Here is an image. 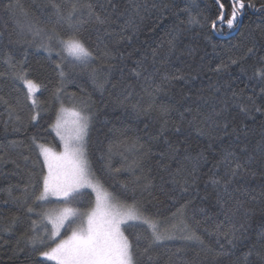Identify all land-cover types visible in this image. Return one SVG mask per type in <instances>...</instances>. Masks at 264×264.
<instances>
[{"label": "trees", "instance_id": "obj_1", "mask_svg": "<svg viewBox=\"0 0 264 264\" xmlns=\"http://www.w3.org/2000/svg\"><path fill=\"white\" fill-rule=\"evenodd\" d=\"M7 2L0 0V33L3 34L0 46H8L16 61H24L26 57L28 79L35 81L38 90L32 96L36 100L33 108L32 98L26 96L27 89L22 81L11 76L0 77V156H3L0 161V264H56L41 257L31 247H25L22 237L26 232L32 235L28 231L32 226L30 221H36L42 237L45 236L43 221L38 216H30L7 193L11 188L14 195H19L16 188H23L29 179L28 173L39 172V166L33 163L37 160V149L32 138L35 136L38 143L58 149L60 138L51 127L58 110L66 104L81 108L84 103L94 114L88 152L97 175L104 166L119 168L121 171L114 179L135 189V199L142 202L146 214L160 224L162 230L168 229L169 233L179 235L177 230L186 226L185 234L194 230L203 237V244L162 241L159 246H154V264H243V254L253 246L254 252L264 253V158L257 150V145L264 139V94L260 93V87L264 85L258 83L259 77L250 79L253 70L259 68L256 61L264 57V33L254 30L257 25H264V14L249 9L240 17L238 25L231 29L225 26L223 31H218L208 27L206 21H202L204 27L189 24L188 13L183 11L190 7L194 16L199 13L215 18L214 0H78L81 4L92 3L97 11L104 12L115 22L107 28L112 34H106L103 29L97 31L91 24L81 29L84 40L96 53H111L110 57L100 55L98 60L82 68L73 63L74 59L67 53L58 55L59 46L53 43L49 47L45 37L19 35L18 25L28 20L52 27V10L44 7L47 0H20L27 17L20 10L14 14L6 11L3 4ZM58 2L66 5L70 0ZM137 5L141 6L139 13L134 11ZM127 20L133 21V27L125 24ZM122 26L124 31H121ZM57 31L66 38L63 28ZM173 37L174 43L170 45ZM9 39L13 42L26 39L31 43L9 45ZM248 48H253L254 53L248 54ZM153 49L159 52L155 63L151 56ZM230 56L238 60L244 57V60L230 65L225 74L210 71ZM137 61H143L147 68L140 77L132 72L137 68ZM157 68L159 72H155ZM8 72L9 69L0 62V73ZM93 72L103 88L93 83ZM165 74H182L186 78L165 83L162 91L153 92L161 85ZM61 79L62 104L52 100L53 93L61 86ZM226 81L231 88L245 89L246 95H254L256 105L262 109L253 113L254 118H245L235 106L229 109L225 114L229 119L235 118L236 125L241 121L247 125L246 130L238 133V138L237 135L218 138L210 121L205 119L213 108H219V100L230 95L227 87H221L219 92L215 90ZM129 92L132 95L126 100ZM73 94L74 99L70 100L69 96ZM137 102L144 107L152 103L155 109L160 105L172 109L163 136L158 135L159 111L154 110L137 119L131 108ZM186 108L192 111L185 112ZM179 112H184L183 121ZM36 113L39 116L32 121L31 117ZM194 116L198 118L193 120ZM189 121L193 123L190 125ZM173 124L180 127L179 132ZM197 127L205 134L197 131ZM165 137L176 151L169 150L164 143ZM245 148L247 152H242ZM226 151H234L241 160L252 155L253 162L246 165L248 171L230 177L229 167L223 163ZM24 157L30 159L26 161ZM190 173H194L195 183L190 181L184 185V177ZM36 179L34 175L32 182ZM173 179L179 183L174 184ZM213 179H222L227 185L224 182L213 184ZM182 186L187 187L186 192H180ZM109 190H118V185ZM93 200L91 190H86L83 206L91 207ZM127 202L132 203L131 200ZM183 204L187 207L181 210ZM56 206L55 203L43 205L37 211ZM240 223L246 225L247 233L235 249L222 238L217 243V230L224 232L233 225L239 227ZM10 226V232L4 231ZM65 233L63 230L58 239ZM125 234L130 239L133 234L139 236L143 249L147 235L144 228H126ZM18 241L23 251L17 250ZM177 248L184 251L173 255ZM249 260L251 264H260L255 254Z\"/></svg>", "mask_w": 264, "mask_h": 264}, {"label": "snow or ice", "instance_id": "obj_2", "mask_svg": "<svg viewBox=\"0 0 264 264\" xmlns=\"http://www.w3.org/2000/svg\"><path fill=\"white\" fill-rule=\"evenodd\" d=\"M214 3L216 6L215 18L203 16L199 13L194 16L190 7L183 9L184 12L188 13V23L204 27L205 24L202 21H206L207 26L211 29L223 31L225 26L231 29L238 25L240 17L249 9L264 14V0H214ZM3 7L10 13L14 14L17 10H20L25 17L28 16V13L23 10L20 0H8L7 3L3 4ZM44 7H50L52 10V17L50 18L52 27L49 28L47 24L39 21L32 22L28 20L27 23L18 25L19 35L23 36L24 33H27L33 38L45 37L49 47L53 43L59 46L60 53L58 55L62 56L67 51L71 57H74L73 63L79 64L82 68L98 60L100 55L111 56L109 52L96 53L82 36L81 29L89 24L93 25L97 31L103 29L106 34H112L107 32V28L115 22L110 21L109 16L104 12L97 11L92 3L81 4L78 0L77 2H71L70 0L65 5L58 2V0H47ZM101 7L103 6L101 5ZM140 7V5H137L134 11L139 13ZM125 24L128 27H133L132 20L125 21ZM58 28L64 29L66 38L65 35H61L57 31ZM254 30L264 33V25H257V29ZM121 31H124L123 26ZM2 36L3 34L0 33V39H2ZM174 40L175 37L169 41V44L172 45ZM12 43L29 44L31 41L17 39L13 42L9 39V45ZM247 53L253 54V48H248ZM158 55L157 49L151 51L153 63H155ZM243 60L244 57L238 60L230 56L227 61H221L210 71L217 75L225 74L228 72L230 65ZM0 62H3L9 69L8 73H0V77L8 78V76H11L22 81L27 89L26 96L32 98L33 93L38 90V85L32 79H28L29 70L26 65V57L24 61H16L12 52L8 50V46H0ZM136 64L137 68L132 69V72L135 76L140 77L142 72H147V68L144 66L143 61H137ZM256 64L259 65V68L253 70L250 79L259 77L258 83L264 85V57L257 60ZM57 67L60 66L57 65ZM137 69H140V71ZM241 70L247 71L244 68ZM155 72H159V69H155ZM60 75L63 78L64 73L62 70ZM92 77L93 83L97 87L103 88L102 83H97L94 72ZM185 78L182 74H165L162 77L161 85H157L153 92L162 91V85L165 83ZM147 79L148 77H145V80ZM221 87H227L230 95L226 94L223 99L219 100V108H213L205 119L210 121V127L216 130L218 138L229 135H237L238 138V133L246 130L247 125L243 124V121L240 122V125H236L235 118L229 119L225 115L229 112V109L233 106L239 108V112L245 118H254L253 113L261 112L262 109L256 105L254 95H246L245 89H233L226 81L223 86H217L215 90L219 92ZM260 93L264 94V86L260 87ZM61 95H63L62 79L61 86L52 95L53 102L62 104ZM131 95L132 93L129 92L125 99H129ZM148 95L151 96L152 93H148ZM69 99H74V94L70 95ZM2 102L7 104V101ZM31 106L36 107L34 98L31 99ZM131 108L137 119L142 115L146 116L154 110H158L161 119L158 135H164L169 124L167 117L171 114V108L160 105L158 109H155L152 103L144 107L139 102L132 104ZM184 111L191 112L192 109L186 108ZM178 114L183 121L184 112ZM38 116L39 113H36L31 117V120H37ZM69 116L72 118L73 132L71 136H65L62 132L69 122ZM93 117L94 114L86 103L82 104L80 109L68 110L61 106L51 127L55 129L60 141H62V151H56L46 144L38 143L35 136L32 138V143L37 149V160L33 163L39 166V172L38 174L28 173L29 179L23 188H16L19 195H14L11 188L7 193L9 198L26 209L30 216H38L43 221L45 231L43 237L39 234L40 229L37 228L36 221H30L32 226L28 231L32 235H28L26 232L22 237L25 247H31L34 251H38L41 257L55 261L56 264H154L152 255L154 246H159L162 241L182 240L203 244V237L198 235L196 231L190 230L188 234H185L186 226L177 230L180 232L179 235L169 233L168 229L162 230L161 225L146 214L142 202L135 199V189L129 188L126 183L114 179V175L121 171L119 168L111 169L110 166H104L100 174L97 175L93 170L88 152ZM197 118L198 116H194L193 120ZM188 123L191 125L193 121ZM144 127L147 129L149 125L146 123ZM173 127L176 132L180 131L179 126L173 124ZM13 130L16 131L17 129ZM197 131L201 132L202 135L205 134L202 128L197 127ZM12 143L15 144L16 142ZM164 143L168 145L169 150L176 151L166 137ZM257 150L264 158V139L257 145ZM241 151L247 152V148ZM161 155L163 156V153ZM24 159L27 161L30 158L24 157ZM253 159L252 155H247L245 159L241 160L234 151H226L223 163L229 167L230 177H235L238 173L247 172L246 165H250ZM2 160L3 156H0V161ZM177 174H179V169ZM34 175L37 176L35 183L32 182ZM190 181L195 183L194 173L184 177V185H188ZM221 182H224L225 186L227 185V182L222 181V179L212 180L213 184H220ZM173 183L179 182L173 179ZM117 185L118 190H109L110 188L116 189ZM86 190H91L95 196L94 205L91 207L83 206ZM186 191L187 187L182 186L180 188L181 193ZM128 200H131L132 203H128ZM51 203H55L59 207L37 211V208H42L43 205ZM186 207L187 204L181 205V210ZM181 210H178V212ZM14 223L15 219L12 221L13 225ZM132 227H142L147 233L142 250L139 236L133 234L132 239H130L125 234V229ZM172 227L175 228V225ZM11 230V226L4 229L6 232ZM62 230L70 232V235L58 239L61 237ZM246 233L247 228L244 223H240L239 227L233 225L231 229L224 232L217 230V243L219 244L222 238L231 249H235L237 242L242 238H246ZM19 243L18 241L17 250L23 251L22 248H19ZM221 248H223V245H221ZM254 248L255 246L243 254V264H251L249 257L253 254L259 258L260 264H264V253L254 252ZM183 251V248H177L173 255H178Z\"/></svg>", "mask_w": 264, "mask_h": 264}, {"label": "rangeland", "instance_id": "obj_3", "mask_svg": "<svg viewBox=\"0 0 264 264\" xmlns=\"http://www.w3.org/2000/svg\"><path fill=\"white\" fill-rule=\"evenodd\" d=\"M65 53H67V51H65ZM68 54V56L69 57H71L70 56V54L69 53H67ZM72 59H74V57H71ZM65 109H68V110H71V109H73V108H75V109H80V107H76V106H72V105H62ZM71 117L69 116L68 117V124H67V126L65 127V129L63 130V132H62V134L63 135H65V136H71L72 135V132H73V129H72V123H71ZM54 132H55V134H56V131H55V129H54ZM56 136H58L57 134H56ZM58 138H59V136H58ZM47 146H49V145H47ZM49 147H51V146H49ZM53 148V147H52ZM56 151H62L63 150V146H62V141H60V146L58 147V149H56V148H54ZM94 195V194H93ZM94 200H95V196H94ZM93 200V201H94ZM129 203V202H128ZM94 205V202H93V204H92V206ZM75 206V205H74ZM56 207H59V205H57ZM55 207V208H56ZM63 231V230H62ZM61 231V232H62ZM66 235L65 236H63L62 238H65L67 235H70V232H66L65 233ZM61 238V239H62Z\"/></svg>", "mask_w": 264, "mask_h": 264}, {"label": "water", "instance_id": "obj_4", "mask_svg": "<svg viewBox=\"0 0 264 264\" xmlns=\"http://www.w3.org/2000/svg\"><path fill=\"white\" fill-rule=\"evenodd\" d=\"M240 20H241V19H240ZM239 22H240V21H239ZM239 26H240V25H239ZM239 26H238V27H239ZM238 27H237L235 30H237V29H238Z\"/></svg>", "mask_w": 264, "mask_h": 264}]
</instances>
